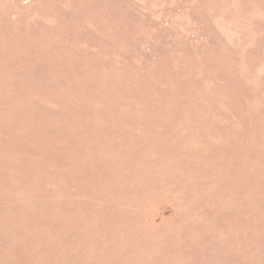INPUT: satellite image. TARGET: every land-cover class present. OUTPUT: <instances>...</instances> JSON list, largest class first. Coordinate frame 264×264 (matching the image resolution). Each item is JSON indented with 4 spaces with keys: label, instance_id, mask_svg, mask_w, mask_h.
<instances>
[{
    "label": "rangeland",
    "instance_id": "rangeland-1",
    "mask_svg": "<svg viewBox=\"0 0 264 264\" xmlns=\"http://www.w3.org/2000/svg\"><path fill=\"white\" fill-rule=\"evenodd\" d=\"M0 264H264V0H0Z\"/></svg>",
    "mask_w": 264,
    "mask_h": 264
}]
</instances>
